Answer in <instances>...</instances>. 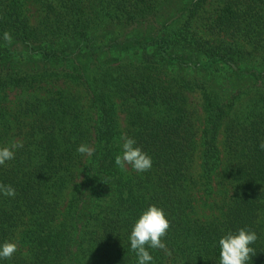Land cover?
<instances>
[{
	"label": "trees",
	"instance_id": "obj_1",
	"mask_svg": "<svg viewBox=\"0 0 264 264\" xmlns=\"http://www.w3.org/2000/svg\"><path fill=\"white\" fill-rule=\"evenodd\" d=\"M122 136L149 171L115 164ZM261 142L264 0H0V147L22 145L0 165L4 264H136L149 205L170 221L154 264H219L245 227L264 264Z\"/></svg>",
	"mask_w": 264,
	"mask_h": 264
},
{
	"label": "clouds",
	"instance_id": "obj_2",
	"mask_svg": "<svg viewBox=\"0 0 264 264\" xmlns=\"http://www.w3.org/2000/svg\"><path fill=\"white\" fill-rule=\"evenodd\" d=\"M3 40L12 43V35L9 32L3 33ZM121 153L115 157V164L122 170L131 166L135 171L144 173L152 168L153 160L146 152L138 146L134 137L122 136ZM22 147L19 144H12L7 147H0V165L15 158V151ZM259 148L264 150V142L259 144ZM80 153H89L87 145L78 148ZM0 195L14 198L16 189L11 184L0 183ZM170 221L163 208L156 205H149L142 211L138 219L134 222L129 235L130 251L135 253L136 264H154V257L150 254L151 249H165L162 242ZM258 240L257 233L251 228H240L235 232L229 231L218 240L220 250L219 264H248L254 253L251 247ZM17 243L5 241L0 243V264L5 260H10L17 251Z\"/></svg>",
	"mask_w": 264,
	"mask_h": 264
},
{
	"label": "rangeland",
	"instance_id": "obj_3",
	"mask_svg": "<svg viewBox=\"0 0 264 264\" xmlns=\"http://www.w3.org/2000/svg\"><path fill=\"white\" fill-rule=\"evenodd\" d=\"M193 99H196V98H193ZM195 101H196V100H195ZM194 104H195V103H194ZM200 195H201V194H200ZM200 195H199V196H200ZM202 196H203V195H201L200 197H202ZM215 198H216V197H215ZM199 199H200V198H199ZM213 199H214V196L211 197V203H213ZM204 200H205L204 197H202V200L199 201V204H200V206L202 207V210H201L202 214H203V215H207L208 211L210 212V208H205V203H208V200H206L205 202H204ZM202 202H203V203H202ZM206 209H207L208 211H207Z\"/></svg>",
	"mask_w": 264,
	"mask_h": 264
}]
</instances>
